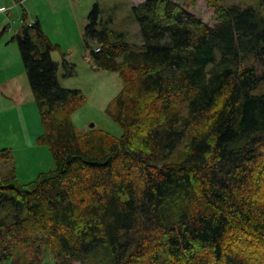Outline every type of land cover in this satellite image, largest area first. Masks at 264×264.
I'll return each instance as SVG.
<instances>
[{
    "label": "trees",
    "instance_id": "trees-1",
    "mask_svg": "<svg viewBox=\"0 0 264 264\" xmlns=\"http://www.w3.org/2000/svg\"><path fill=\"white\" fill-rule=\"evenodd\" d=\"M204 1L213 26L175 0L134 6L138 47L93 5L82 41L120 77L118 137L77 130L86 96L59 85L60 47L23 11L12 39L53 168L0 172V264H264V15Z\"/></svg>",
    "mask_w": 264,
    "mask_h": 264
},
{
    "label": "rangeland",
    "instance_id": "rangeland-1",
    "mask_svg": "<svg viewBox=\"0 0 264 264\" xmlns=\"http://www.w3.org/2000/svg\"><path fill=\"white\" fill-rule=\"evenodd\" d=\"M143 1L0 0V35H9V39L13 34L19 33L23 11L27 13L29 20H38L49 40L60 47L61 52L51 53L52 59L58 64L59 85L66 89L80 90L86 96L85 104L72 115L74 126L82 133L102 130L118 137L121 129L107 117L105 109L120 91V77L116 72L95 69L89 52L83 45L82 33L87 24V16L96 4L100 19L108 28L125 33L127 42L140 46L142 37L132 8ZM175 1L207 25L215 24L214 12L204 0L197 1L191 7L185 0ZM220 4L238 5L242 8L253 6L264 15V6L260 4V0H220ZM14 43L16 44L15 41ZM3 98L0 95V150L9 149L11 161L4 163L0 159V172L5 177L14 176L22 183H28L38 173L53 168L52 158L46 147L36 144L37 137L42 133L36 108L27 111L25 117L21 116L17 123V114L23 115L24 112L21 114L20 110L11 109V101ZM85 264H103V261L97 256Z\"/></svg>",
    "mask_w": 264,
    "mask_h": 264
},
{
    "label": "crops",
    "instance_id": "crops-1",
    "mask_svg": "<svg viewBox=\"0 0 264 264\" xmlns=\"http://www.w3.org/2000/svg\"><path fill=\"white\" fill-rule=\"evenodd\" d=\"M16 34L9 39V35H0L3 36L0 39V95L11 101V109L20 110L21 114L24 112L23 115L17 114L18 123L21 116L25 117L27 111H33L36 107L18 46L12 39Z\"/></svg>",
    "mask_w": 264,
    "mask_h": 264
},
{
    "label": "water",
    "instance_id": "water-1",
    "mask_svg": "<svg viewBox=\"0 0 264 264\" xmlns=\"http://www.w3.org/2000/svg\"><path fill=\"white\" fill-rule=\"evenodd\" d=\"M93 125L91 124V126L90 127H92Z\"/></svg>",
    "mask_w": 264,
    "mask_h": 264
}]
</instances>
